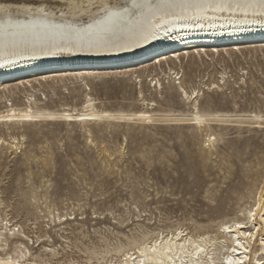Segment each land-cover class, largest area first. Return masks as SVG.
<instances>
[{"label":"rangeland","instance_id":"obj_1","mask_svg":"<svg viewBox=\"0 0 264 264\" xmlns=\"http://www.w3.org/2000/svg\"><path fill=\"white\" fill-rule=\"evenodd\" d=\"M115 2L124 4L110 0ZM203 61L188 66L184 60L180 79H161L162 90L155 91L150 78L142 77L141 84L121 75L88 84L98 108L136 110L141 107V87L153 107L177 111L189 108L178 98V81L200 84V109L233 115L227 125L211 124L221 134L213 148L202 143L199 130L175 119L121 121L107 127L90 123L92 142L81 125H23L20 148L0 154V200L8 218L28 233L30 252L46 261L41 264L82 261L86 249H111L126 242V236L178 225L192 232L198 226L212 230L220 219L240 217V209L252 204L246 196L237 201L230 197L232 186L249 167L259 162L264 174V125L238 126L232 121L238 114L234 111L264 114V53ZM212 76L219 78L218 91L205 85ZM74 87L42 88L34 98L56 108L65 102L79 104L84 87ZM32 191L36 204L28 198ZM58 214L75 219L59 225ZM49 245L58 254L43 250Z\"/></svg>","mask_w":264,"mask_h":264},{"label":"bare ground","instance_id":"obj_2","mask_svg":"<svg viewBox=\"0 0 264 264\" xmlns=\"http://www.w3.org/2000/svg\"><path fill=\"white\" fill-rule=\"evenodd\" d=\"M190 2L203 6L187 12L179 7H165L145 10L142 15L124 14L111 21L113 33L106 42H100L97 36L103 26L94 22L102 19L101 9L105 6L117 10L130 7L132 0H124V4L110 3V0H0V154L7 149L16 152L20 148L25 137L20 130L23 125L36 126L43 122L81 125L88 134L86 138L92 142L90 123L98 127V123L103 122L107 127L121 121L175 119L199 130L205 146L215 147L221 134L211 124L227 125L233 115L229 111L200 109V84L178 81V98L189 107L182 111L153 107V100L141 94V87L138 91L141 107L136 110L98 108L97 98L90 93L88 84V80L118 75L126 81L142 84V77H145L150 78L149 84L157 91L163 89L161 79L170 78L174 83L180 79L184 60L188 66H198V61L209 59L213 62L215 56L224 60L225 56L264 53V9L259 6L260 0H254L255 6L249 8L237 6L243 0ZM152 3L156 4L157 0ZM217 4L221 7H216ZM225 4L231 6L224 7ZM88 24L93 27L86 28ZM223 73L220 72L222 80ZM68 85L75 86L74 89L84 87L81 103L65 102L56 108L34 98L42 88L67 89ZM205 85L208 90L218 91L219 78L212 76ZM234 112L238 114L232 122L238 126L245 123L264 125V114L259 111L246 115L240 114L242 110ZM102 151L105 153L107 149L103 147ZM255 165L244 171L232 186L234 194L230 198L236 201L245 196L252 198L248 208L240 209V217L222 218L212 230L198 226L192 232L178 225L172 229L143 232L138 237L126 236V242L111 249H86V258L82 261L68 259L67 263L57 264H226L228 257L243 264H264V174L261 173L263 166L259 162ZM255 176L260 177L258 181ZM28 198L31 204L37 203L38 197L33 191ZM3 204L0 200V264L46 262L30 252L28 233L20 230L12 217L8 218ZM253 210L254 218L249 216ZM70 215L66 218L56 215L58 224L70 225L68 221L75 219ZM236 224L244 227L230 234L222 231L225 225L235 228ZM240 232L254 236L244 237ZM39 240L37 237L36 241ZM43 250L52 256L58 254L55 246L49 245Z\"/></svg>","mask_w":264,"mask_h":264},{"label":"snow or ice","instance_id":"obj_3","mask_svg":"<svg viewBox=\"0 0 264 264\" xmlns=\"http://www.w3.org/2000/svg\"><path fill=\"white\" fill-rule=\"evenodd\" d=\"M203 5L200 3H191L190 0H157L156 4L152 3V0H132V3L130 7H125L123 9H114L110 8L108 6H105L101 9V12L103 13L102 19L96 20L94 23L98 26H103L97 36L98 41L100 42H106L109 38V35L113 33V28L111 26V21H113L116 18H121L124 14H133L135 12L136 14L142 15L145 10L147 11H154L159 8H177L179 7L183 12H187L190 8H201ZM231 5L225 4L224 7H230ZM238 7L242 8H249L254 7L255 3L254 0H243V3L238 4ZM259 6L264 9V0H260ZM216 7H221V5L217 4ZM39 11H43V9H40ZM46 15V13H45ZM93 27V24L86 25V28L91 29ZM196 93H193V96H195ZM68 119H72V117H67ZM78 119H84V117H78ZM196 122H200V118H196ZM261 205H257V208H260ZM249 216L255 217V210L249 213ZM262 218H264V214H262ZM244 225L236 224L235 228L229 227L225 225V227L222 229L225 233H232L234 230L242 229ZM179 236V234H177ZM240 235L244 237L254 236L253 233L249 232H240ZM264 243V241H262ZM237 245H239V240H237ZM246 250V249H245ZM155 251V248L153 249ZM200 251H203L200 249ZM236 249H233V252H235ZM143 255V253H141ZM169 259H171V256H169ZM10 264V262H9ZM226 264H243L240 260H234L232 257H228Z\"/></svg>","mask_w":264,"mask_h":264}]
</instances>
